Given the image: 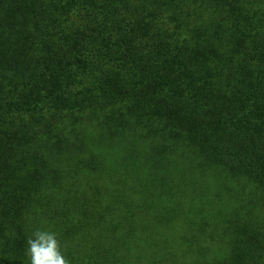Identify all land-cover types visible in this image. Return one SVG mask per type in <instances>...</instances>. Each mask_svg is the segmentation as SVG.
Returning <instances> with one entry per match:
<instances>
[{
	"label": "trees",
	"instance_id": "16d2710c",
	"mask_svg": "<svg viewBox=\"0 0 264 264\" xmlns=\"http://www.w3.org/2000/svg\"><path fill=\"white\" fill-rule=\"evenodd\" d=\"M264 264V0H0V264Z\"/></svg>",
	"mask_w": 264,
	"mask_h": 264
},
{
	"label": "clouds",
	"instance_id": "9594fccd",
	"mask_svg": "<svg viewBox=\"0 0 264 264\" xmlns=\"http://www.w3.org/2000/svg\"><path fill=\"white\" fill-rule=\"evenodd\" d=\"M30 264H69L55 233L36 230L27 240Z\"/></svg>",
	"mask_w": 264,
	"mask_h": 264
}]
</instances>
